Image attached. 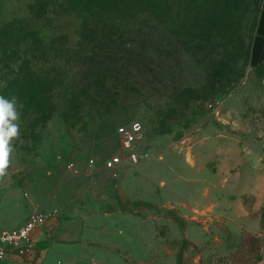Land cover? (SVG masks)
Instances as JSON below:
<instances>
[{
  "label": "rangeland",
  "instance_id": "obj_1",
  "mask_svg": "<svg viewBox=\"0 0 264 264\" xmlns=\"http://www.w3.org/2000/svg\"><path fill=\"white\" fill-rule=\"evenodd\" d=\"M260 1L124 0L80 13L67 0H0L1 25L29 17L26 26L40 30L46 51L31 40L30 66L53 81L45 121L17 100L19 136L0 204L18 220L44 206L67 216L103 204L112 213L110 250L101 251L99 239L74 264H217L234 253L242 240L232 222L207 217L190 198L205 178L184 181L170 165L173 158V165L216 169L245 137L264 152V62L251 59ZM45 4L48 14L38 16ZM135 121L149 155L112 179L103 160L128 157L117 128ZM258 215L264 220V206ZM262 249L236 264H260Z\"/></svg>",
  "mask_w": 264,
  "mask_h": 264
},
{
  "label": "crops",
  "instance_id": "obj_2",
  "mask_svg": "<svg viewBox=\"0 0 264 264\" xmlns=\"http://www.w3.org/2000/svg\"><path fill=\"white\" fill-rule=\"evenodd\" d=\"M261 6L251 54L254 64L264 62V0ZM199 138L196 149L201 162L204 163L207 142L203 135ZM259 150L257 139L245 137L241 138L238 144L232 145L231 156L227 162L222 160V164H217L216 169L209 166L200 168L197 162L186 166L173 165V158L170 169L178 171V178L184 181L194 182L195 179L201 181V178H205L200 192L190 198L194 200L195 196V199L204 204L208 210L207 217L232 222L233 233L240 238L244 230L253 233L261 230L258 212L264 206V152ZM164 158V155L159 157L160 160ZM161 183L164 189L169 181L164 179ZM93 203H88V207H82L78 212L71 210L67 212V216H63L61 209L55 206L60 212L34 233L38 242L37 252L26 257L12 255L1 259L0 264H74L81 257L77 255L78 252H87L99 239L103 248L101 251H109L111 245L105 242V235L113 232L112 226H109L112 213L106 211L107 208L103 204L96 208ZM0 205L1 229L20 225L35 210H28L24 219L18 220L11 216L12 208L9 203ZM36 206L37 203L34 204V207ZM70 212L72 215H68ZM260 264H264V247Z\"/></svg>",
  "mask_w": 264,
  "mask_h": 264
},
{
  "label": "trees",
  "instance_id": "obj_3",
  "mask_svg": "<svg viewBox=\"0 0 264 264\" xmlns=\"http://www.w3.org/2000/svg\"><path fill=\"white\" fill-rule=\"evenodd\" d=\"M261 0V4H262ZM69 5H73L80 13H85L94 9L105 10L114 9L124 5V0H67ZM44 5L39 8L38 16L45 17L49 8ZM37 8L35 4L33 9ZM261 12V11H260ZM29 17L16 19L7 25L0 24V95L8 98L13 96L23 105L26 111L32 114L40 113L43 121L48 119L52 113L51 91L53 81L42 75L37 69L32 68L31 57L33 54L27 46L31 40L38 44L39 52L46 51L44 39L39 29L32 30L26 26ZM259 17L257 20V25ZM8 69L9 72L4 71ZM3 73V75H1ZM261 218V230L258 233L247 231L249 243H245L241 234V245L230 256L222 257L217 264H236L244 256L243 254L261 253L264 247V220ZM243 252L242 255H238ZM259 256H257V260Z\"/></svg>",
  "mask_w": 264,
  "mask_h": 264
},
{
  "label": "built area",
  "instance_id": "obj_4",
  "mask_svg": "<svg viewBox=\"0 0 264 264\" xmlns=\"http://www.w3.org/2000/svg\"><path fill=\"white\" fill-rule=\"evenodd\" d=\"M117 134L122 149L128 153V157L124 159L120 155H114L103 160L104 171L112 179H117L125 167L136 165L149 155L148 152L143 153L140 149V142L146 134L141 122L135 121L121 125L117 128ZM89 162V165L93 166L95 159L92 158ZM75 166L76 163L70 164L72 168ZM58 213L59 208L44 206L32 211L20 225L0 229V260L12 255L20 257L34 255L38 249V242L34 238L35 231Z\"/></svg>",
  "mask_w": 264,
  "mask_h": 264
},
{
  "label": "clouds",
  "instance_id": "obj_5",
  "mask_svg": "<svg viewBox=\"0 0 264 264\" xmlns=\"http://www.w3.org/2000/svg\"><path fill=\"white\" fill-rule=\"evenodd\" d=\"M17 98L0 96V179L7 175L13 151L12 141L19 136Z\"/></svg>",
  "mask_w": 264,
  "mask_h": 264
}]
</instances>
